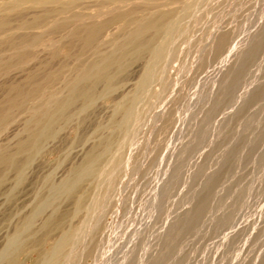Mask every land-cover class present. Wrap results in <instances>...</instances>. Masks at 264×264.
I'll return each instance as SVG.
<instances>
[{
  "label": "rangeland",
  "instance_id": "1",
  "mask_svg": "<svg viewBox=\"0 0 264 264\" xmlns=\"http://www.w3.org/2000/svg\"><path fill=\"white\" fill-rule=\"evenodd\" d=\"M15 2L0 264H45L65 237L58 264H264V0ZM103 59L113 81H89Z\"/></svg>",
  "mask_w": 264,
  "mask_h": 264
},
{
  "label": "bare ground",
  "instance_id": "2",
  "mask_svg": "<svg viewBox=\"0 0 264 264\" xmlns=\"http://www.w3.org/2000/svg\"><path fill=\"white\" fill-rule=\"evenodd\" d=\"M54 2V1H56V0H28V2H31L32 4H34V5H36V4H38V3H47V2H49V3H51V2ZM59 1V0H58ZM106 1V5L107 6H110V7H114L115 5H118V7H123V6H126V4L130 1V0H105ZM155 1V0H154ZM163 1V0H162ZM52 2V3H53ZM133 2V1H132ZM57 3V2H56ZM55 3V4H56ZM156 3V2H155ZM4 4V3H3ZM2 4V5H3ZM58 4V3H57ZM56 4V5H57ZM132 4V3H131ZM144 4V3H143ZM0 6V10H11V9H13V8H15V7H19L20 6V2H15V4H13V5H7V3H6V5H3V6ZM30 5V4H29ZM33 5V6H34ZM54 6V5H53ZM46 7V6H45ZM51 7V6H50ZM70 7H71V4H67L66 6H65V9L67 10V9H70ZM96 7H98V4L96 5ZM102 7V6H101ZM105 9V8H104ZM94 10V9H93ZM71 11V10H70ZM98 11V10H97ZM54 12V11H53ZM62 12V11H61ZM65 12V11H64ZM132 13V12H131ZM97 14V13H96ZM88 16H90V15H88ZM87 16V17H88ZM91 17H93L92 15H91ZM99 18V17H98ZM101 18V17H100ZM72 19V18H71ZM37 20V19H36ZM35 20V21H36ZM83 20V19H82ZM84 21H85V19H84ZM158 21V20H157ZM159 24H160V22H158ZM168 24V23H167ZM3 25V22H0V26H2ZM164 29V28H163ZM166 30H168V29H166ZM85 31V30H84ZM137 32V31H136ZM139 32V31H138ZM172 33V32H171ZM167 34V33H166ZM87 35V34H86ZM130 36V35H129ZM90 37V36H89ZM121 38V37H120ZM166 39V38H165ZM172 39V38H171ZM120 40V39H119ZM109 42V41H108ZM130 43H134V41H130ZM147 43H149V42H147ZM115 44V43H114ZM113 44V45H114ZM117 45V44H116ZM115 46V45H114ZM132 46H134V45H132ZM145 47V46H144ZM156 47V46H155ZM114 48V47H113ZM122 48V47H121ZM95 49V48H94ZM110 49V48H109ZM124 49V48H123ZM156 48H154V54L155 55H158V52L155 50ZM158 49H159V47H158ZM157 49V50H158ZM98 50V49H97ZM114 50V49H113ZM111 51H112V49H111ZM109 52V51H108ZM121 52V51H120ZM91 53V52H90ZM126 53V52H125ZM118 54V53H117ZM114 55V54H113ZM129 55V54H128ZM137 55V54H136ZM129 57V56H128ZM94 58H96V57H94ZM113 58V57H112ZM109 60V59H108ZM108 60H106V59H103V61H101V62H99V63H97V64H94L92 67H90V70L88 71V72H84V76H87V74H88V78H90L89 79V81H94V79L96 80V79H104L105 81H106V84H108V83H111L113 80L111 79V77H110V75L107 73V68H108ZM155 60V59H154ZM100 61V60H99ZM149 61V60H148ZM80 63V62H79ZM150 65V64H149ZM154 65V64H153ZM85 67V66H84ZM114 67V66H113ZM155 67V66H154ZM147 67H145V69H146ZM72 69V68H71ZM151 70V69H150ZM116 71V70H115ZM147 71H149V70H147ZM147 71H143L144 73L145 72H147ZM117 72H119V71H117ZM120 73V72H119ZM112 74V73H111ZM118 74V73H117ZM147 74H149V73H147ZM146 74V75H147ZM152 74V73H151ZM79 75V74H78ZM77 75V76H78ZM145 75V74H144ZM150 75V74H149ZM148 75V76H149ZM76 76V75H75ZM141 76V75H140ZM142 78H143V76H141ZM147 77V76H146ZM141 78V79H142ZM143 80V79H142ZM141 80V81H142ZM145 80H146V78H145ZM149 80V79H148ZM78 81V80H77ZM80 81V80H79ZM78 81V82H79ZM64 82V81H63ZM140 82V81H139ZM73 83V82H72ZM90 83H92V82H90ZM143 83V82H142ZM79 84V83H78ZM128 84V83H127ZM145 84V83H144ZM104 85V84H103ZM110 85V84H109ZM134 86H136V85H134ZM133 86V87H134ZM77 87V86H76ZM125 87V86H124ZM141 87V86H140ZM139 87V88H140ZM110 88V87H109ZM141 88H143V87H141ZM66 89V88H65ZM99 90H101V89H99ZM103 90V89H102ZM108 90V89H107ZM137 90V89H136ZM140 90V89H139ZM144 90V89H143ZM53 91V90H52ZM64 91V90H63ZM102 92V91H101ZM145 92V91H144ZM58 93V92H57ZM61 93V92H60ZM104 93V92H103ZM62 94V93H61ZM79 94H81V93H79ZM105 94V93H104ZM142 94V93H141ZM54 95V94H53ZM76 95V94H75ZM128 95V94H127ZM135 96H136V93H135ZM54 97V96H53ZM102 97V96H101ZM56 98H58V97H56ZM122 98H123V96H122ZM135 98V97H134ZM42 100H44V99H42ZM133 100V99H132ZM135 100V99H134ZM133 100V101H134ZM36 101V100H35ZM123 101H124V99H123ZM32 102V101H31ZM36 102H38V100L36 101ZM73 102V101H72ZM125 102V101H124ZM29 103V102H28ZM34 103V102H33ZM121 103V102H120ZM130 103V102H129ZM128 103V104H129ZM134 103V102H133ZM88 104H91V103H88ZM127 104V105H128ZM124 105V104H123ZM126 105V106H127ZM130 105V104H129ZM136 105V104H135ZM33 106V105H32ZM119 107H120V105H119ZM124 107V106H123ZM129 107V106H128ZM27 108V107H26ZM116 108V107H115ZM133 108H134V106H133ZM135 109V108H134ZM47 110V109H46ZM33 111H34V115H35V118L38 116V114L40 113V109L38 108V107H36V108H34L33 109ZM44 112V111H43ZM131 112H133V111H131ZM31 113V112H30ZM45 113V112H44ZM126 113H128V112H126ZM125 113V114H126ZM129 114V113H128ZM33 115V114H32ZM127 115V114H126ZM44 116H46L45 114H44ZM128 116V115H127ZM43 117V116H42ZM38 118V117H37ZM37 118L36 119H34L35 120V124H36V126H37V128L38 127H40V123H38L39 122V120H37ZM125 118V117H124ZM29 120H31V119H29ZM33 120V119H32ZM125 120V119H124ZM49 121H50V119H49ZM28 123V122H27ZM122 123V122H121ZM128 124V123H127ZM33 125V124H32ZM119 127V126H118ZM116 128V127H115ZM114 129V128H113ZM41 129H39L38 131H37V133H35L34 135H33V148H35L37 151L39 150V148H40V145H39V141H40V139L45 135V132L46 131H43V130H41ZM25 131V130H24ZM121 145V144H120ZM111 149V148H110ZM102 154H104V153H102ZM37 156V155H36ZM125 165V164H124ZM126 166V165H125ZM105 167V166H104ZM84 170V169H83ZM85 171V170H84ZM106 171V170H105ZM83 172V171H82ZM20 173V172H19ZM104 173V172H103ZM100 175V174H99ZM21 176V175H20ZM78 176H80V175H78ZM100 177V176H99ZM22 178V177H21ZM69 179V178H68ZM80 179L81 178H78L77 180H75L74 181V183L73 184H71L70 186H66V188L64 189V188H62L61 189V191H59V195H62L61 194V192H63V193H70L72 190H73V188H74V186L76 185V184H78V182L80 181ZM22 180V179H21ZM19 181V180H18ZM65 182V181H64ZM67 182V181H66ZM64 184V183H63ZM67 184V183H66ZM99 184H97V186H98ZM102 185V184H101ZM100 186V185H99ZM53 191V190H52ZM52 196H54V195H52ZM100 196V195H99ZM93 197V196H92ZM96 197V196H95ZM56 198V197H55ZM44 204V203H43ZM37 213H38V211H37ZM35 215V214H34ZM33 215V216H34ZM38 215V214H37ZM37 217V216H36ZM50 220V218L49 219H47L46 221H49ZM30 223V222H29ZM92 226V225H91ZM25 228V227H24ZM22 232V231H21ZM82 233V232H81ZM87 237H89L88 235H87ZM69 238V237H68ZM68 238L67 237H65L63 240L61 239V241L59 240L58 242H57V244H56V246L51 250V254H50V258L45 262V264H58V259L60 258L61 259V257H60V254H61V252L63 251V249H64V247H65V245H66V243H67V241H68ZM70 239V238H69ZM14 241H16V240H14ZM70 241V240H69ZM14 245V244H13ZM16 245V244H15ZM14 247V246H13ZM3 254V253H2ZM49 254V253H48ZM11 255V254H10ZM45 256V255H44ZM46 257V256H45ZM4 258V257H3ZM5 259V258H4ZM9 263L10 264H12V261H9Z\"/></svg>",
  "mask_w": 264,
  "mask_h": 264
}]
</instances>
